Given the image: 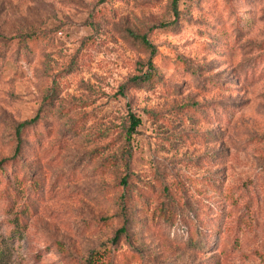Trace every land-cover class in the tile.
Listing matches in <instances>:
<instances>
[{
  "label": "rangeland",
  "instance_id": "374dc122",
  "mask_svg": "<svg viewBox=\"0 0 264 264\" xmlns=\"http://www.w3.org/2000/svg\"><path fill=\"white\" fill-rule=\"evenodd\" d=\"M0 264H264V0H0Z\"/></svg>",
  "mask_w": 264,
  "mask_h": 264
},
{
  "label": "trees",
  "instance_id": "16d2710c",
  "mask_svg": "<svg viewBox=\"0 0 264 264\" xmlns=\"http://www.w3.org/2000/svg\"><path fill=\"white\" fill-rule=\"evenodd\" d=\"M174 10L177 11L176 7L174 6ZM141 39V43L144 45L145 48L149 49L151 52H153L154 50V47L152 44H150L149 42L146 41V39L142 36L140 37ZM148 66L150 67V71L151 69H153V65L151 62L148 63ZM150 78V73L148 71V73L144 74L143 76H139V77H134L133 78V82H138L136 84H139V83H143V82H146L147 80H149ZM39 118V114L38 112L34 115V117H32L31 119L29 120H26V121H23L21 123H19V125L17 126L16 128V135L17 137H19L20 135V132L23 128H25L26 126L28 125H31L33 123H35L37 121V119ZM130 128H129V133L135 131V128L138 126L139 124V120L137 118H135L134 116H130ZM13 222H17V216H15L13 218Z\"/></svg>",
  "mask_w": 264,
  "mask_h": 264
}]
</instances>
